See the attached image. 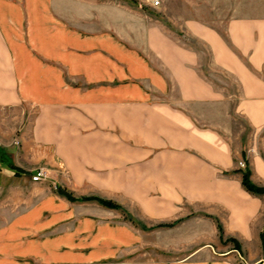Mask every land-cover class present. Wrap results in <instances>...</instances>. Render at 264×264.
Here are the masks:
<instances>
[{
    "label": "crops",
    "instance_id": "crops-1",
    "mask_svg": "<svg viewBox=\"0 0 264 264\" xmlns=\"http://www.w3.org/2000/svg\"><path fill=\"white\" fill-rule=\"evenodd\" d=\"M215 4L224 15L169 21L228 94L199 51L141 23L149 0H0V264H260L264 193L240 171L264 186V0ZM229 101L251 129L237 148L186 109ZM122 209L146 227L180 220L143 230Z\"/></svg>",
    "mask_w": 264,
    "mask_h": 264
},
{
    "label": "rangeland",
    "instance_id": "rangeland-1",
    "mask_svg": "<svg viewBox=\"0 0 264 264\" xmlns=\"http://www.w3.org/2000/svg\"><path fill=\"white\" fill-rule=\"evenodd\" d=\"M150 1L151 0H149V8H147V6L145 5H141L138 8L139 13L141 14V17H139L141 23L145 24V22H147V18L148 21H150L151 19V22L154 23L155 27H164L165 29H168L172 34L174 33L177 36L176 40L180 44L199 51V72L203 76H205V78L209 82H211V84L216 89L226 94L233 93L235 90V84L233 83L231 77H229L224 72L216 69L209 63V56L205 46L201 42L190 36L182 35L181 32H178L171 26V22L177 23L182 18L195 17L209 20L213 19L216 15H220L221 13L222 15H224V12H226V7L215 4L220 0H182L184 2V4L182 5L177 4L178 0H158L157 5H152L153 0L151 2ZM165 1H170L171 4L165 5ZM231 104V101H229L226 106L212 104H194L186 106V109L199 124L211 125L219 129L227 138L232 148H237L239 144L244 146L246 139L249 138L251 129L247 126L243 118L231 112V110L229 111L228 116L224 115L223 112L228 107L230 108ZM236 166L238 168H243V166H238L237 163ZM128 217H130V220H128ZM123 219L132 222L139 228H141V225L145 226L137 219H134L130 214L125 213L124 210ZM202 220L206 221L204 216ZM205 228L206 227L203 222L202 233H205ZM183 233H185L187 236H190L193 234V230L187 228L183 230ZM160 237L161 236H159V238ZM172 237L173 235L169 236V238ZM174 237H177V235H175ZM262 259L263 260H260L259 262L260 264H264V253Z\"/></svg>",
    "mask_w": 264,
    "mask_h": 264
},
{
    "label": "trees",
    "instance_id": "trees-1",
    "mask_svg": "<svg viewBox=\"0 0 264 264\" xmlns=\"http://www.w3.org/2000/svg\"><path fill=\"white\" fill-rule=\"evenodd\" d=\"M243 155V152H242ZM241 172V177H240V184L242 186V188L252 194H262L264 193V186H257L255 184H253L250 179H249V171L247 168H244L243 170L240 171ZM56 192L62 196H64L65 198H67L68 200H75V198L71 195L70 192L66 191L65 189L62 188H56ZM80 200H95L97 203H99L102 206L105 207H109V208H115V209H119L120 206L117 205L116 203H113L109 200L106 199H102L99 197H80ZM130 220V217H128ZM180 219H175L173 221H169V222H162V223H157L154 226H150V227H145V226H140L142 229H150L153 227H170L173 224H175L176 222H178ZM132 221V220H131ZM216 228L219 234V238H221L222 236V231H221V227L220 224L216 221ZM260 240H261V245H262V251L264 253V237H263V231L260 232L259 234ZM226 240L232 241L234 243L235 248H237V244L235 243V241L232 238H227Z\"/></svg>",
    "mask_w": 264,
    "mask_h": 264
},
{
    "label": "built area",
    "instance_id": "built-area-1",
    "mask_svg": "<svg viewBox=\"0 0 264 264\" xmlns=\"http://www.w3.org/2000/svg\"><path fill=\"white\" fill-rule=\"evenodd\" d=\"M157 4H158V0L152 1V5H157ZM13 143L17 144L18 141L14 139ZM237 164L238 166H243L242 161H238ZM45 178H47V175H46L45 169L42 167H37L33 169V173L30 176L31 181H42V180H45ZM242 264H247V263H242Z\"/></svg>",
    "mask_w": 264,
    "mask_h": 264
}]
</instances>
